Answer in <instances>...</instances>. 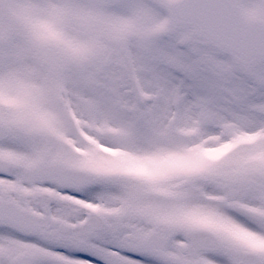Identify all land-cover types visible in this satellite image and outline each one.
<instances>
[{
    "label": "snow or ice",
    "instance_id": "6c2138e0",
    "mask_svg": "<svg viewBox=\"0 0 264 264\" xmlns=\"http://www.w3.org/2000/svg\"><path fill=\"white\" fill-rule=\"evenodd\" d=\"M0 264H264V0H0Z\"/></svg>",
    "mask_w": 264,
    "mask_h": 264
}]
</instances>
